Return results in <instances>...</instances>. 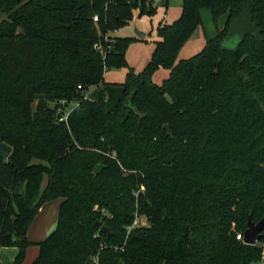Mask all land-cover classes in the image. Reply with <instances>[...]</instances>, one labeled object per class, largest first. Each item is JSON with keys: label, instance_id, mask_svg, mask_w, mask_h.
I'll return each instance as SVG.
<instances>
[{"label": "trees", "instance_id": "16d2710c", "mask_svg": "<svg viewBox=\"0 0 264 264\" xmlns=\"http://www.w3.org/2000/svg\"><path fill=\"white\" fill-rule=\"evenodd\" d=\"M157 1L0 0V137L13 148L0 154V247L18 248L15 264L32 244V264L261 263L264 235H236L264 217V0H181L136 73L113 32ZM203 9L216 35L178 59ZM122 67L125 82H106ZM62 100L80 102L67 120ZM58 199L57 227L32 242ZM137 215L148 224L132 227Z\"/></svg>", "mask_w": 264, "mask_h": 264}, {"label": "rangeland", "instance_id": "374dc122", "mask_svg": "<svg viewBox=\"0 0 264 264\" xmlns=\"http://www.w3.org/2000/svg\"><path fill=\"white\" fill-rule=\"evenodd\" d=\"M158 9L154 14L140 15L138 10H135L133 18L126 24L116 30V34L120 37L130 39L129 47L126 51V58L130 67L134 72L143 71L145 66L150 61L155 50L156 41L160 40L157 27L161 22L171 23L177 19L181 13L182 1L169 0L168 5H165L164 0L156 2ZM203 24L194 34L193 38L187 42L182 48L178 59L188 58L198 53L205 45V35L213 37L216 35V26L212 20L211 12L208 9L202 10ZM224 23V18L220 21V26ZM137 31L144 32L146 36L140 38ZM239 34H233L224 41V45L228 48H234L239 41ZM129 68H110L105 72V80L109 83H123L127 78ZM170 76V69L161 68L157 70L153 76V82L161 85L165 79ZM75 102L68 104L69 109ZM37 102H35L34 107ZM68 107L66 110H68ZM46 184V178L43 185ZM37 245H30L26 251V257L20 264H32L35 259ZM18 254V248L14 245L0 247V264H15V259ZM264 264V260L260 263Z\"/></svg>", "mask_w": 264, "mask_h": 264}, {"label": "crops", "instance_id": "0c3cea01", "mask_svg": "<svg viewBox=\"0 0 264 264\" xmlns=\"http://www.w3.org/2000/svg\"><path fill=\"white\" fill-rule=\"evenodd\" d=\"M113 34L117 35L116 31ZM60 201V199L48 201L40 207L27 233L32 242L38 243L44 240L55 230L58 223ZM36 247L35 257L38 253V246Z\"/></svg>", "mask_w": 264, "mask_h": 264}, {"label": "water", "instance_id": "95a60500", "mask_svg": "<svg viewBox=\"0 0 264 264\" xmlns=\"http://www.w3.org/2000/svg\"><path fill=\"white\" fill-rule=\"evenodd\" d=\"M137 35L140 38H144L146 34L141 31H137ZM164 128L168 131L170 135H173L172 129L169 124H165ZM12 146L4 142L0 137V154L4 159H7L12 153ZM104 167V164H97L95 167L96 172H100ZM100 224V223H98ZM102 230L109 233V229L106 226H102ZM264 231V217L258 222L255 223L250 216L248 219V228L245 231L244 242L247 244H256L263 238Z\"/></svg>", "mask_w": 264, "mask_h": 264}, {"label": "built area", "instance_id": "2783aa9c", "mask_svg": "<svg viewBox=\"0 0 264 264\" xmlns=\"http://www.w3.org/2000/svg\"><path fill=\"white\" fill-rule=\"evenodd\" d=\"M94 20L97 21V20H98V16H95V17H94ZM79 88H82V86L79 85ZM85 98H87V96H85ZM59 104H60L59 111L61 110L62 106H66V107H65L66 109H67V107H68V102H67L66 100H62L61 102H59ZM79 105H80V102H75L74 105H73L70 109H69V107H68V110L65 109V112H64V114H63L61 120H63V119H64V120H67L69 113H70L74 108L78 107ZM147 224H148V222H147V219H146L145 217H140V216L137 215L136 218H135V220H134V223H133L132 227H134V226H138V225H147ZM244 236H245V234H244L243 232H239V233H237V235H236L237 239H239V240H243V241H244ZM257 243H260V241H258ZM262 245H263V248H264V242L262 243ZM93 259H94V261H95V264H98V260H99L98 255H95V256L93 257ZM263 260H264V250H263L262 261H263ZM262 261H261V262H262Z\"/></svg>", "mask_w": 264, "mask_h": 264}]
</instances>
